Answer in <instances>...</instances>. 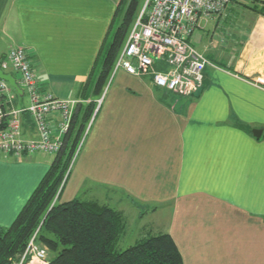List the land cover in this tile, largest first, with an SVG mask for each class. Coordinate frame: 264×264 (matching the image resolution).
<instances>
[{"label":"crops","instance_id":"obj_1","mask_svg":"<svg viewBox=\"0 0 264 264\" xmlns=\"http://www.w3.org/2000/svg\"><path fill=\"white\" fill-rule=\"evenodd\" d=\"M121 1L0 0V63L24 48L39 91L74 102L73 135L87 126L60 201L121 213L132 245L170 235L183 264H264V16L253 0H232L224 17L201 22L190 42L213 67L192 97L121 70L96 90ZM0 75L3 111L25 109L18 75ZM51 122L58 134L59 116ZM20 130L37 139L27 113ZM55 156L0 152V227L15 221Z\"/></svg>","mask_w":264,"mask_h":264},{"label":"built area","instance_id":"obj_2","mask_svg":"<svg viewBox=\"0 0 264 264\" xmlns=\"http://www.w3.org/2000/svg\"><path fill=\"white\" fill-rule=\"evenodd\" d=\"M232 0H145L120 51L113 71L122 70L137 78L149 77L154 87L180 96H193L201 88V77L212 65L191 44L190 39L202 21L227 14ZM163 66L156 71L154 65ZM4 71L18 75L28 96L23 110L3 111L0 106V152L20 158L24 155H57L65 145L74 102L60 100L39 91L37 77L24 48L11 49L0 63ZM200 79V80H199ZM0 80V95L8 91ZM31 116L37 139H21L20 116ZM59 116V132L53 134L52 117ZM30 257L48 264L47 255L30 240L22 260ZM22 264V262L20 263Z\"/></svg>","mask_w":264,"mask_h":264},{"label":"trees","instance_id":"obj_3","mask_svg":"<svg viewBox=\"0 0 264 264\" xmlns=\"http://www.w3.org/2000/svg\"><path fill=\"white\" fill-rule=\"evenodd\" d=\"M139 1L129 2L111 37L100 64L96 90L106 84L114 69L141 11L137 10ZM253 3L256 4L252 7L255 12L264 16V0H253ZM133 14L135 18L132 20ZM72 129L73 125H70L65 137L68 149L55 156L48 172L11 226L0 227V264L27 261V257L21 260L31 239L41 249H47L48 264H183L170 235L149 236L120 251L118 244L125 227L121 213L98 202L60 201L69 177L67 166L71 148H75L76 137L72 138Z\"/></svg>","mask_w":264,"mask_h":264},{"label":"rangeland","instance_id":"obj_4","mask_svg":"<svg viewBox=\"0 0 264 264\" xmlns=\"http://www.w3.org/2000/svg\"><path fill=\"white\" fill-rule=\"evenodd\" d=\"M131 0H122V2H121V4H120V7H119V10H118V15H117V19H118V22H117V25H115L114 26V28L112 29V31L110 32V35H109V39H108V41H107V43H106V45H105V48H104V50H103V52H102V55H101V59H100V64H101V62H102V59H103V55H104V52L106 51V49H107V47H108V45H109V43H110V41H111V37H112V35H113V33H114V31H115V29L117 28V26L119 25V21H121V19H122V17L124 16V14H125V10L127 9V6H128V4H129V2H130ZM133 1V0H132ZM238 1H240V2H245V0H238ZM144 3H145V0H140L139 1V3H138V8H137V10L138 11H140L142 8H143V5H144ZM133 18H135V16H134V14H133V16H132V20H133ZM136 20V19H135ZM135 22V21H134ZM131 25V24H130ZM196 32V31H195ZM196 35V34H195ZM127 40V39H126ZM191 44H192V42H191ZM124 46V45H123ZM123 48V47H122ZM196 49V48H195ZM122 50V49H121ZM197 50V49H196ZM198 51V50H197ZM199 52V51H198ZM200 53V52H199ZM212 64V63H211ZM210 67H213V65H210ZM154 69L156 70V71H162V70H164V68H163V66H161V65H158V64H155L154 65ZM99 71V70H98ZM118 71H120V70H118ZM117 70L116 71H112V73H111V76H110V83H109V86H110V84L111 83H116V80H117V72H118ZM122 71V70H121ZM98 73V72H97ZM148 78L149 77H143V80H148ZM200 80V79H199ZM202 82H203V75H202V77H201V80H200V83H201V87H202ZM113 86V85H112ZM157 90H160V91H163V89H159V88H156ZM167 91V90H166ZM171 93H174V92H171ZM174 94H176V93H174ZM176 95H178V94H176ZM178 96H180V95H178ZM194 96V95H193ZM181 97H192V95L191 96H181ZM82 127H83V123H81V125H80V127H79V131H78V134L76 135V134H74L73 135V133H72V138L74 137H76V142L74 141V146H75V148L74 147H72L71 149V159H70V161H69V164H68V166H67V169H68V172L67 173H69V172H71V166H72V159L74 158L73 156H75L76 154H77V152H78V150H79V146H80V142H81V140H82V138H83V136H84V132H85V129H86V127H85V129H84V131L82 130L81 131V129H82ZM75 129H76V127H74L73 126V129H72V131H75ZM71 142V141H70ZM68 147H69V144H68V146L66 147V145H64V147H63V149H62V151L61 152H63L64 150H67L68 149ZM60 152V153H61ZM73 154V155H72ZM54 159H55V157H54ZM71 183H72V172L70 173V176H69V179H68V184H67V186H66V189L64 190L65 192L66 191H70V189H71ZM65 192H63V194H62V196H61V200H65ZM134 242L133 241V238L131 237V236H129V235H127V234H124L123 236H122V238L120 239V241H119V244H118V247L120 248V251H123V250H125V249H127V248H129V246H131L132 245V243ZM45 251L47 250L45 247L43 248ZM48 258H49V254H48Z\"/></svg>","mask_w":264,"mask_h":264},{"label":"water","instance_id":"obj_5","mask_svg":"<svg viewBox=\"0 0 264 264\" xmlns=\"http://www.w3.org/2000/svg\"><path fill=\"white\" fill-rule=\"evenodd\" d=\"M0 79L8 81V79L6 77L2 76V75H0ZM253 135L256 136V137H259L260 136V132L259 131H253Z\"/></svg>","mask_w":264,"mask_h":264}]
</instances>
